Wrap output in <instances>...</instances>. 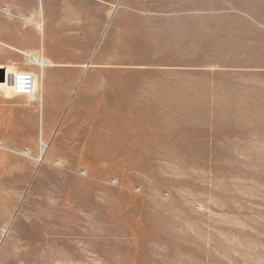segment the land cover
Wrapping results in <instances>:
<instances>
[{"label":"rangeland","instance_id":"obj_1","mask_svg":"<svg viewBox=\"0 0 264 264\" xmlns=\"http://www.w3.org/2000/svg\"><path fill=\"white\" fill-rule=\"evenodd\" d=\"M39 7L0 0V30L25 39ZM232 20L140 29L138 68L160 71L153 108L107 127L106 153L120 156L39 150L0 231V264H264V30ZM11 59L7 78L26 69V55ZM1 90L12 93L7 80Z\"/></svg>","mask_w":264,"mask_h":264},{"label":"crops","instance_id":"obj_2","mask_svg":"<svg viewBox=\"0 0 264 264\" xmlns=\"http://www.w3.org/2000/svg\"><path fill=\"white\" fill-rule=\"evenodd\" d=\"M39 1L31 15L39 24L26 29L25 39L0 30V67L16 68L11 52L47 61L42 68L23 63V72L35 76L40 102L0 91V199H14L0 200L1 232L14 218L18 191L34 174L40 143L56 156H120L106 153L114 150L105 149L107 144L117 143L107 138V127L123 125L118 120L129 119L132 111L153 108L151 79L160 71L138 68L139 45L147 39L140 29L153 30L162 20L165 31L198 34L217 30L220 16L227 14L230 22L260 35L264 30L262 0L224 11L218 0Z\"/></svg>","mask_w":264,"mask_h":264},{"label":"built area","instance_id":"obj_3","mask_svg":"<svg viewBox=\"0 0 264 264\" xmlns=\"http://www.w3.org/2000/svg\"><path fill=\"white\" fill-rule=\"evenodd\" d=\"M6 14H9L7 9H4ZM26 64L28 67H38L42 68L47 65V61L40 59L34 55L26 56ZM4 80H7L10 83L12 94L15 96H21L27 98L32 102H40V97L38 96V92L35 88L36 79L35 76L30 72H16L12 75H6L5 70ZM2 142H0V147H2ZM40 149L42 152L47 151L48 145L45 143H40ZM23 157H28V152L22 153Z\"/></svg>","mask_w":264,"mask_h":264},{"label":"water","instance_id":"obj_4","mask_svg":"<svg viewBox=\"0 0 264 264\" xmlns=\"http://www.w3.org/2000/svg\"><path fill=\"white\" fill-rule=\"evenodd\" d=\"M4 79V73L2 70H0V81H2ZM10 84V83H9Z\"/></svg>","mask_w":264,"mask_h":264},{"label":"bare ground","instance_id":"obj_5","mask_svg":"<svg viewBox=\"0 0 264 264\" xmlns=\"http://www.w3.org/2000/svg\"><path fill=\"white\" fill-rule=\"evenodd\" d=\"M27 65V64H26ZM9 84V83H8ZM10 85V84H9ZM11 87V86H10ZM35 88H36V83H35ZM12 91V90H11Z\"/></svg>","mask_w":264,"mask_h":264}]
</instances>
